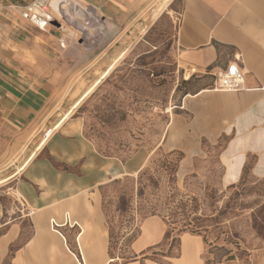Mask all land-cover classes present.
<instances>
[{"label": "rangeland", "instance_id": "374dc122", "mask_svg": "<svg viewBox=\"0 0 264 264\" xmlns=\"http://www.w3.org/2000/svg\"><path fill=\"white\" fill-rule=\"evenodd\" d=\"M161 1L170 0H154L124 30L104 21V27L93 25L81 16L75 17V25H65L60 36L33 27L15 31L4 23L0 51L12 55L16 71L33 77L54 74L62 88L50 123L35 131L18 162H24L28 150L32 153L0 186L20 175L73 114L102 157L100 185L65 205L25 211L21 196L9 192L17 199L16 204L11 201L10 213L26 216L22 243L39 232L34 264L49 263L45 248L51 235L58 236L52 225L81 264H264V154H242L246 162L241 173L229 179L234 156L223 154L227 139L198 151L185 133L187 126L175 124V115L184 116L183 96L197 83L184 82L170 8L142 34ZM77 23L86 35L78 33ZM61 35L74 51L49 46L52 40L59 44ZM77 59L85 60L82 66L73 64ZM6 196L1 189L9 211ZM191 221L202 233L188 226ZM146 230L151 238L145 240ZM14 250L3 264H11Z\"/></svg>", "mask_w": 264, "mask_h": 264}, {"label": "crops", "instance_id": "0c3cea01", "mask_svg": "<svg viewBox=\"0 0 264 264\" xmlns=\"http://www.w3.org/2000/svg\"><path fill=\"white\" fill-rule=\"evenodd\" d=\"M21 1L11 0L17 6L23 5ZM79 1L93 9L105 23L124 30L154 0ZM168 8L175 15L174 48L178 61L184 65L180 66L185 74L184 82L197 83L195 90L187 92L181 101L184 116L175 115L174 122L187 126L185 133L198 151L205 144L214 146L227 139L223 154L234 156V162L228 165L227 178L235 180L246 162L242 154L245 157L264 154V0H173ZM6 22L15 31L32 27L17 14L3 10L0 32ZM44 33L60 36L53 29ZM68 40L61 35L59 44L52 40L49 46L69 49V54L75 46ZM11 56L0 51V180L11 177L30 156L32 151L28 150L24 162H18L19 154L35 131L50 123L62 88L54 74L22 76L12 65ZM236 61L244 73L245 91H214L219 73ZM84 62L77 59L73 64L79 67ZM73 116L48 139L20 175L0 187L9 204L6 211L0 199V264L13 248L11 264H34L33 255L39 244L35 240L37 231L32 234L33 239L22 243L26 216L15 217L14 212L10 213L11 201L13 204L17 201L10 196L11 190L21 196L25 211H39L65 205L81 192L100 185L102 157L85 139L81 120ZM51 223L60 226L56 220ZM81 230L80 237L85 233ZM52 231L58 236L51 235L48 247L44 246L49 254L48 264H81L53 225ZM143 238L150 239L151 232L146 230ZM184 245L188 248V239Z\"/></svg>", "mask_w": 264, "mask_h": 264}, {"label": "built area", "instance_id": "2783aa9c", "mask_svg": "<svg viewBox=\"0 0 264 264\" xmlns=\"http://www.w3.org/2000/svg\"><path fill=\"white\" fill-rule=\"evenodd\" d=\"M24 4L17 6L11 0H0V12L8 10L19 16V19L41 32H48L53 29L63 33L65 25H75V17H82L93 25L103 26L102 18L91 8L83 6L78 0H58L54 8L55 0H22ZM71 15H76L72 16ZM76 29L82 36L87 30L79 23ZM104 27V26H103ZM239 61L233 62L219 73L214 91L220 92H241L245 91L244 73L238 65Z\"/></svg>", "mask_w": 264, "mask_h": 264}, {"label": "bare ground", "instance_id": "6f19581e", "mask_svg": "<svg viewBox=\"0 0 264 264\" xmlns=\"http://www.w3.org/2000/svg\"><path fill=\"white\" fill-rule=\"evenodd\" d=\"M173 0H170L169 2H164V1H161L159 4V6L154 10L152 16L150 17L149 21L147 22V25H145V28L142 30V34H144L150 26H152L154 24V22L159 18V16L168 8V6L171 4ZM58 3V0H55L54 2V8H56V5ZM137 40L134 39V42ZM130 48H131V45H130ZM118 63V61H116V64ZM116 64H114L112 66V68H110L109 70L105 71L101 77V81L100 83H97L96 87L99 86L112 72L113 70L115 69L116 67ZM82 104V103H81ZM81 104L76 108V110L81 106ZM44 146L40 147V149L38 150V152L40 150L43 149ZM37 152V153H38ZM1 187V186H0ZM11 190V189H10ZM186 248V247H185ZM187 249V248H186Z\"/></svg>", "mask_w": 264, "mask_h": 264}, {"label": "trees", "instance_id": "16d2710c", "mask_svg": "<svg viewBox=\"0 0 264 264\" xmlns=\"http://www.w3.org/2000/svg\"><path fill=\"white\" fill-rule=\"evenodd\" d=\"M146 173V172H145ZM166 204H168V201H167V203ZM164 219H165V217H164ZM206 220V219H205ZM210 220V219H209ZM208 221V220H207ZM167 223H169V222H167ZM189 225L188 226H190V227H192V229L194 230V231H196V232H200V233H202L200 230H198L197 228H196V226H197V224L196 223H193V221H191V222H187ZM199 223V222H198ZM184 226H187V224H184ZM198 227V226H197ZM205 230V229H204Z\"/></svg>", "mask_w": 264, "mask_h": 264}]
</instances>
